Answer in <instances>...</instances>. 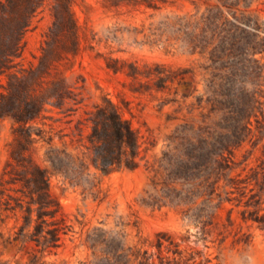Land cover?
<instances>
[{"label": "rangeland", "instance_id": "obj_1", "mask_svg": "<svg viewBox=\"0 0 264 264\" xmlns=\"http://www.w3.org/2000/svg\"><path fill=\"white\" fill-rule=\"evenodd\" d=\"M1 1V50L22 35L15 71L39 63L47 37L46 54H75L54 71L74 86L81 102L69 105L78 109L51 108L37 123L52 144L77 152L91 129L79 120L107 96L142 145L134 169L101 175L92 166L77 184L51 176L75 230L57 249L17 238L22 214L1 211L0 264H99L102 245L81 243L94 227L155 256L160 236L199 264H264V0H72L76 53L65 50L69 31L54 24L59 0H45L28 26ZM14 126L0 119V177L10 159L18 165ZM50 147L39 141L31 153L45 165Z\"/></svg>", "mask_w": 264, "mask_h": 264}, {"label": "trees", "instance_id": "obj_2", "mask_svg": "<svg viewBox=\"0 0 264 264\" xmlns=\"http://www.w3.org/2000/svg\"><path fill=\"white\" fill-rule=\"evenodd\" d=\"M71 1L59 0L60 8L53 6L52 13L54 24L69 31L70 39L65 50L76 53L80 48V37ZM44 2L45 0H2L1 8H5V12H9L11 16L16 14L20 26H28ZM22 45L20 34L4 52L0 48V119L10 118L13 121L14 138L18 144L17 154H12L18 165L10 159L11 168L6 167L0 177V212L12 210L21 213L24 222L20 225L17 238L34 241L39 250L44 252L60 247L63 237L75 231L73 224L68 223L60 201L51 191V176L61 173L77 184L81 183L83 174L90 173L92 166L95 173L101 175L124 168L134 169L140 164L142 142L140 133L131 120L123 115L114 100L106 96L101 102H97L93 109L86 111L84 121L79 120L80 123L90 125L91 129L86 140L80 142L81 146H78L80 148L77 152L74 153L67 147L54 146V135L47 134V130L37 123L46 117L45 112L51 108H58L66 115H72L78 109L75 105H69L71 102H81L74 86L68 82L66 75L55 73L59 62L68 61L72 58L71 55L75 54H46L49 49L47 45H43L39 63L22 67V70L17 72L14 68L17 58L21 55L18 52ZM234 45L238 46L235 43ZM250 48L254 49V46H248V49ZM113 67L116 70L124 68ZM67 135L72 134L64 132L60 134V138L63 140ZM39 141L51 144L45 158L49 163L45 165L38 162L31 153ZM11 199H14V203ZM33 221L36 222L32 228ZM103 232L102 228L94 227L87 231L81 241L94 249L102 245L100 251L103 259L99 264L201 262L197 261L193 253L185 256L183 250L178 247L172 250L160 236L156 242L158 254L155 256V253L144 245L128 244L123 239L108 238ZM166 239L169 244L179 245L172 234ZM165 245L167 253H164ZM170 251L173 254H170Z\"/></svg>", "mask_w": 264, "mask_h": 264}]
</instances>
